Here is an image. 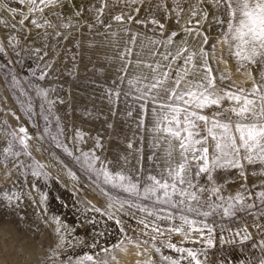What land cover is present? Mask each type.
Returning a JSON list of instances; mask_svg holds the SVG:
<instances>
[{
    "label": "rangeland",
    "instance_id": "1",
    "mask_svg": "<svg viewBox=\"0 0 264 264\" xmlns=\"http://www.w3.org/2000/svg\"><path fill=\"white\" fill-rule=\"evenodd\" d=\"M196 4L197 0H58L40 5L43 12L29 13L27 3L0 0V46L4 49L0 52V264H78L87 255L97 261L106 259L108 264H168L163 255L174 259L181 255L166 247L164 237L152 241L150 230L141 234L138 219L144 214L136 209L118 210L117 203L116 209L107 210L113 213L109 218V197L123 200L127 194L104 183L98 172L100 161H92L93 168H88L90 157L81 152L94 151L109 170L123 166L134 174L135 149L142 146L147 169L153 110L161 103H180L170 99L168 92L179 76L184 80L175 89L178 93L190 87V79L203 74L201 49L209 53L217 88L233 82L251 87L248 70L238 67L227 41L217 43L223 36L213 23L212 9L205 3L202 7L209 15L201 20L200 15L191 14ZM76 11L81 14L74 15ZM118 15L122 20L115 19ZM24 16L28 19L20 24ZM33 19L43 26L33 25ZM185 28L193 31L185 32ZM193 52L196 56L185 64ZM45 64L50 68L44 69ZM248 68L259 82L258 66ZM41 70L48 72L44 80L38 79ZM222 73L231 79L222 82ZM157 81L163 82L151 88ZM37 88L48 90V99L57 101L55 105H48ZM214 110L205 109L203 114ZM20 127L27 130V147L20 143L24 137ZM77 131L84 133V142L73 139ZM97 138L103 147H96ZM9 146L19 155L4 153ZM123 157L128 158L126 165ZM37 162L44 167L37 168ZM213 176L225 194H234L245 182L235 169L217 170ZM246 177L252 192L248 202L257 205L251 209L256 216L238 213L233 218H208L215 227L214 247L206 240L181 244L178 234H172L171 242L196 250L202 264H264V216L259 215L264 205L255 195L264 188V174L256 166H246ZM198 182L207 184L203 177ZM161 226L168 227L164 222ZM241 228L247 229L251 239L235 235ZM145 240L147 244L137 246V241ZM153 245L161 251L156 252ZM105 248L109 251L104 252Z\"/></svg>",
    "mask_w": 264,
    "mask_h": 264
},
{
    "label": "snow or ice",
    "instance_id": "2",
    "mask_svg": "<svg viewBox=\"0 0 264 264\" xmlns=\"http://www.w3.org/2000/svg\"><path fill=\"white\" fill-rule=\"evenodd\" d=\"M20 2L27 3L29 13H34L43 12L44 9L40 5L55 4L58 0H20ZM205 3L212 9L213 23L221 28L223 40H218L217 43L227 41L229 54L235 58L238 67L248 70V77L252 80L251 87H241L233 82L224 88H217V77L213 75V68L208 62L209 53L201 49L203 74L194 77L188 82L190 87L178 93L175 89H178L181 81L184 80V76H179L168 92L170 99L180 103H161L158 109L153 110L154 119L151 129L153 143L147 169L143 164L142 146L135 149L137 165L134 174L128 172L123 166L115 171L109 170L94 151L81 152L83 157H90L88 168H93L92 161H100L101 167L98 172L103 176L104 183L127 194L123 200H113L109 197L110 202L107 204L106 211L116 209L118 203V210H124L127 206L129 209H136L137 212L143 213L144 215L138 219V223L143 226L141 234L147 235L150 230L152 241L164 237L167 241L166 247L181 254L175 259L163 255L162 259L168 264H181L183 260H188V264H193V261L195 264H202L198 258L200 254L196 250L172 243V234L182 237L181 244L184 241L199 244L206 240L210 247H214L215 227L207 222L208 218L215 216L221 219L233 218L238 213L256 216L257 213L251 212V209L256 208L257 205L248 202L252 192L246 183V166H256L261 170V174H264V0H197V4L191 9V14L200 15L201 20H207L209 13L202 7ZM176 7L183 11L179 3ZM80 14L79 11L74 13L76 16ZM27 19L28 16H24L19 23L23 24ZM115 19L120 21L122 16L118 15ZM31 23L38 28L43 26L35 19ZM44 23L51 26L48 21ZM153 23L158 22L153 21ZM64 26L67 27V25ZM160 27L163 28L164 25L160 24ZM184 31L191 33L193 30L185 28ZM176 34L172 33L173 36ZM203 43H208L206 35ZM3 51V47L0 46V52ZM36 52L39 54L40 50L36 49ZM181 54L177 52V56ZM212 54H215V45L212 46ZM195 56V52L189 55L185 59V64L191 63ZM38 58L43 59L42 56ZM249 65L258 66L259 82L257 77L252 76ZM193 67L196 65L193 64ZM49 68V65H44V69ZM184 72L185 75L188 74L187 69H184ZM47 75V71L41 70L38 79L44 80ZM167 77L166 72L164 78ZM219 79L223 82L230 80L231 77L230 74L222 73ZM13 80L16 84L20 83L15 77ZM162 82L157 81L156 84L151 85V88H156L157 84ZM36 92L50 106H54L57 102L48 99L49 92L46 89L37 88ZM155 99L157 98H154V102ZM225 101L228 102L226 107ZM63 102L59 100V103ZM208 108L215 110L210 114H203ZM143 111H147L146 106ZM56 119L59 120V117ZM19 131L24 133L20 143L27 147V130L20 127ZM76 138L84 142V133L77 131L73 139ZM96 147H103L98 138ZM127 147L131 149L132 143L129 142ZM4 153L11 156L19 155L12 151L11 146L5 148ZM69 155L72 153L69 152ZM122 159L126 165L128 158ZM36 166L44 167L39 162ZM229 169L239 170L241 179L245 181L240 190L234 194H225L222 186L215 182L213 176L217 170ZM33 174L39 175L38 172ZM255 174L253 172V175ZM201 177L207 181V184L198 182ZM255 195L260 205H264V188ZM96 210L99 211V209ZM107 214L109 218H113L111 211H107ZM132 215L135 216V213ZM259 215L264 216V210H261ZM162 222L168 227H162ZM117 223L121 221L117 220ZM121 231L123 232V228ZM235 235L245 241L251 239L246 228H241L235 232ZM136 243L139 246L141 243L147 244L148 241ZM103 251L109 250L105 248ZM155 251L159 253L161 249L155 247ZM85 261H90L92 264H108L106 259L97 261L92 255L83 257L78 264H85Z\"/></svg>",
    "mask_w": 264,
    "mask_h": 264
},
{
    "label": "bare ground",
    "instance_id": "3",
    "mask_svg": "<svg viewBox=\"0 0 264 264\" xmlns=\"http://www.w3.org/2000/svg\"><path fill=\"white\" fill-rule=\"evenodd\" d=\"M183 35H184V34H181L180 36H178V39H180L181 37H183ZM190 80H192V79H190Z\"/></svg>",
    "mask_w": 264,
    "mask_h": 264
}]
</instances>
